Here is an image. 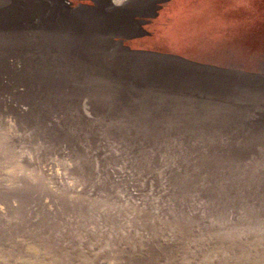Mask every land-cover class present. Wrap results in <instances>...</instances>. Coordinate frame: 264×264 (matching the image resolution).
Listing matches in <instances>:
<instances>
[{
  "label": "rangeland",
  "instance_id": "obj_1",
  "mask_svg": "<svg viewBox=\"0 0 264 264\" xmlns=\"http://www.w3.org/2000/svg\"><path fill=\"white\" fill-rule=\"evenodd\" d=\"M0 264H264V0H0Z\"/></svg>",
  "mask_w": 264,
  "mask_h": 264
},
{
  "label": "bare ground",
  "instance_id": "obj_2",
  "mask_svg": "<svg viewBox=\"0 0 264 264\" xmlns=\"http://www.w3.org/2000/svg\"><path fill=\"white\" fill-rule=\"evenodd\" d=\"M121 2V1H120ZM118 3V2H117ZM60 169V168H59Z\"/></svg>",
  "mask_w": 264,
  "mask_h": 264
}]
</instances>
